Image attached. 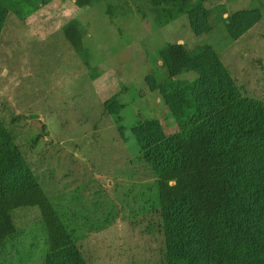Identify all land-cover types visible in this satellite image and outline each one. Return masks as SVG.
<instances>
[{"label": "rangeland", "instance_id": "374dc122", "mask_svg": "<svg viewBox=\"0 0 264 264\" xmlns=\"http://www.w3.org/2000/svg\"><path fill=\"white\" fill-rule=\"evenodd\" d=\"M189 9L0 0V119L20 153L4 179L37 180L84 264H211L160 218L156 139L190 124L179 95L199 103L206 88L227 87L264 103V0H193ZM71 20L80 52L63 36ZM177 45L186 61L171 77L165 57ZM14 218L19 230L0 243V264H48L39 211ZM255 223L232 243L242 264H264V225Z\"/></svg>", "mask_w": 264, "mask_h": 264}, {"label": "trees", "instance_id": "16d2710c", "mask_svg": "<svg viewBox=\"0 0 264 264\" xmlns=\"http://www.w3.org/2000/svg\"><path fill=\"white\" fill-rule=\"evenodd\" d=\"M39 1L45 6L53 0ZM94 1L74 0L80 8ZM148 1L178 15H189L193 2ZM79 27L78 20H71L62 28L77 52L83 50ZM165 58L170 76L177 77L186 61L183 46H173ZM202 95L199 103L179 95L180 119L189 118L190 124L156 139L159 154H151L159 214L164 225L178 227L188 247L209 263L242 264L240 250L232 243L244 237L241 234L250 223L264 225V103L240 98L227 87H208ZM35 130L32 145L42 139ZM19 161L20 153L13 149L12 136L0 119V243L19 230L14 213L35 208L46 230L47 263L84 264L60 213L37 180L28 174L4 179ZM166 264L178 263L172 259Z\"/></svg>", "mask_w": 264, "mask_h": 264}]
</instances>
